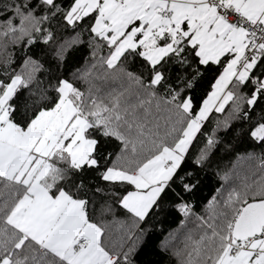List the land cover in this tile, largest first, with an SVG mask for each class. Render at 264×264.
I'll use <instances>...</instances> for the list:
<instances>
[{
  "label": "snow or ice",
  "instance_id": "obj_1",
  "mask_svg": "<svg viewBox=\"0 0 264 264\" xmlns=\"http://www.w3.org/2000/svg\"><path fill=\"white\" fill-rule=\"evenodd\" d=\"M78 2L0 0V264H264V0H182L155 62Z\"/></svg>",
  "mask_w": 264,
  "mask_h": 264
},
{
  "label": "crops",
  "instance_id": "obj_2",
  "mask_svg": "<svg viewBox=\"0 0 264 264\" xmlns=\"http://www.w3.org/2000/svg\"><path fill=\"white\" fill-rule=\"evenodd\" d=\"M90 0H79L78 4L76 5L77 14L82 15L83 9L85 8V4H87ZM98 6L95 7L96 11L102 15L106 13L107 3L111 2L110 9L107 12V19H111L113 17L118 16L115 18V22L110 23L109 21L104 26V35L106 32H111V36L114 35L118 36L119 41L124 38L126 35H129L132 31H135L136 35L138 34L139 29L141 28V33L144 32L149 33L148 39L150 41H156L157 45L158 40L164 37L165 33L171 37V43L165 44L164 46H170L172 48V44L178 42L176 33H180V38H182L186 33L180 32V24L184 19L186 14H191V9L186 8L183 5L182 0H157V3L153 4L151 7L142 4L144 0H123L121 5L117 6L114 0H97ZM151 2V0H149ZM167 9V10H166ZM158 11H166L169 16L165 20H158L154 19L151 22H148L150 17L153 15L154 12ZM139 20V23H134V21ZM191 31L192 28H196V35L193 37V43L199 42L201 45V52L204 57L208 56H220L223 55L224 51L228 50L229 44H235L238 57L242 56L244 53L245 44L241 43L243 40V36L240 33H236L232 36L230 41H223V40H216L213 41L211 37V33L207 30V25L204 23L203 19H201L197 24H193L189 21ZM147 25V26H145ZM175 25V26H173ZM168 29V31H166ZM98 34V33H97ZM142 35L140 39L136 42V45L141 43ZM241 44H244L242 46ZM141 47V45H140ZM142 51L143 48L141 47ZM125 51V50H124ZM218 59V58H217ZM232 63V67L235 65L236 60L230 61L229 64ZM227 80L224 79L223 83Z\"/></svg>",
  "mask_w": 264,
  "mask_h": 264
},
{
  "label": "rangeland",
  "instance_id": "obj_3",
  "mask_svg": "<svg viewBox=\"0 0 264 264\" xmlns=\"http://www.w3.org/2000/svg\"><path fill=\"white\" fill-rule=\"evenodd\" d=\"M86 5L87 6L83 9L82 15L88 11H92L99 4H98L97 0H90ZM110 5H112V3L108 2L107 7H106V10H107L106 13H103L102 15H100V13L97 12L95 28H96V32L98 33V35L103 36L102 34L104 32V26H105V24H107L106 21L108 22L110 19V18L107 19V15H106L107 12L109 11L110 7H111ZM118 13H117V16H118ZM116 17H113L110 19L109 22L112 23V25L115 22L114 20ZM141 31H142V29L140 28L138 33H141ZM135 35H136L135 31H132L129 35H126L124 38L121 39V41H119V40H117L118 36H116V34L114 32V35L111 36L109 39H107L110 44L115 46L114 52H113V62H114L116 57H118L121 53L124 52V50L134 49L137 46L136 43L133 42L134 37H136ZM149 36H150L149 33L144 32L142 34V41H141L140 45L143 48V51H142L143 55L145 57H147L150 61L155 62L161 56H163L165 53L170 51L171 47L170 46L159 47L157 45L156 41H154V40L150 41L148 39ZM241 45L244 46V44H241ZM205 58L217 59V58H219V56H215V58L213 56H210V57L206 56ZM233 68H234V66L232 67V63H231L224 70V74L221 76L220 80L218 81V89L220 87H222L224 84H226L227 81L234 74ZM242 74L245 75V73H242ZM226 78H227L226 82L223 83V80ZM71 114H72V109H71L70 105L62 106L60 112L56 114L55 121L49 129V135L53 138V142L55 140V136L59 134L57 132V128L62 130L63 129V122H66L65 118L67 116H70ZM82 123H83L82 121H75L73 124V127H81ZM71 130L72 129H69V131H71Z\"/></svg>",
  "mask_w": 264,
  "mask_h": 264
},
{
  "label": "built area",
  "instance_id": "obj_4",
  "mask_svg": "<svg viewBox=\"0 0 264 264\" xmlns=\"http://www.w3.org/2000/svg\"><path fill=\"white\" fill-rule=\"evenodd\" d=\"M123 0H114L115 4L117 6L121 5ZM169 14L166 11H158V12H154L153 15L150 17L148 22L153 21L154 19H158V20H165L166 18H168ZM166 31H168V29H166ZM243 73V72H242ZM240 74L241 77H243V74Z\"/></svg>",
  "mask_w": 264,
  "mask_h": 264
},
{
  "label": "trees",
  "instance_id": "obj_5",
  "mask_svg": "<svg viewBox=\"0 0 264 264\" xmlns=\"http://www.w3.org/2000/svg\"><path fill=\"white\" fill-rule=\"evenodd\" d=\"M24 19L27 20L28 18H24ZM31 23L34 25L36 22H35V21H32ZM6 27H7V26H6ZM164 36H165V35H164ZM163 38H164V37H163ZM163 38H161V39H163ZM169 38H170V40H171V37H170V36H169ZM161 39H160V40H161ZM160 40H158V44H159V41H160ZM0 41H2V38H0ZM106 42H107L108 44H110V43L108 42V40H107ZM114 48H115V47H114ZM113 52H114V50H113Z\"/></svg>",
  "mask_w": 264,
  "mask_h": 264
},
{
  "label": "water",
  "instance_id": "obj_6",
  "mask_svg": "<svg viewBox=\"0 0 264 264\" xmlns=\"http://www.w3.org/2000/svg\"><path fill=\"white\" fill-rule=\"evenodd\" d=\"M260 220L264 221V214L259 217Z\"/></svg>",
  "mask_w": 264,
  "mask_h": 264
}]
</instances>
